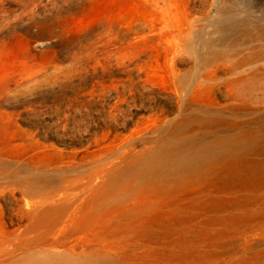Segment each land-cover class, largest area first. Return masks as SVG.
Returning <instances> with one entry per match:
<instances>
[{
	"label": "rangeland",
	"instance_id": "1",
	"mask_svg": "<svg viewBox=\"0 0 264 264\" xmlns=\"http://www.w3.org/2000/svg\"><path fill=\"white\" fill-rule=\"evenodd\" d=\"M0 264H264V0H0Z\"/></svg>",
	"mask_w": 264,
	"mask_h": 264
},
{
	"label": "bare ground",
	"instance_id": "2",
	"mask_svg": "<svg viewBox=\"0 0 264 264\" xmlns=\"http://www.w3.org/2000/svg\"><path fill=\"white\" fill-rule=\"evenodd\" d=\"M222 17L229 24L247 20L246 17L235 14H225ZM244 148H246V142L240 139H228L188 150L180 149L175 145H163L161 149L146 158L143 169L156 176L171 175L181 178L201 173L217 158L240 152Z\"/></svg>",
	"mask_w": 264,
	"mask_h": 264
}]
</instances>
